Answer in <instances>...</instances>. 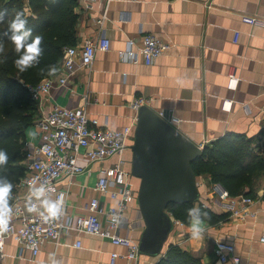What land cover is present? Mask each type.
Returning a JSON list of instances; mask_svg holds the SVG:
<instances>
[{
    "label": "crops",
    "instance_id": "obj_1",
    "mask_svg": "<svg viewBox=\"0 0 264 264\" xmlns=\"http://www.w3.org/2000/svg\"><path fill=\"white\" fill-rule=\"evenodd\" d=\"M85 4L80 0L77 44L102 33L110 38L111 47L98 49L93 64L78 67L67 84L55 85L39 102L40 110L43 114L55 103L84 105L93 126L132 124L125 159L136 200L126 210L119 232L140 241L145 221L137 197L140 177L132 172L131 147L139 119L131 101L137 95L148 97L144 105L178 118L174 124L199 145L236 132L252 137L255 149L264 153V23L243 19L244 15L264 18V0H112L108 7L102 0L92 7ZM146 33L160 35L171 43L170 48L151 63L143 57L123 59L119 49L126 47L129 38L140 43ZM231 71L237 78L230 76ZM26 140L29 147L39 142L35 123L27 129ZM116 160L112 157L104 164ZM80 161L91 171L77 174L69 185L68 211L74 215L87 213L92 197H99L106 206L112 202L108 193L95 188L103 163ZM197 179L198 201L225 211L210 177L197 175ZM23 193L18 183L15 198ZM249 196L253 197L248 204L251 214L241 218L229 211V217L217 223L203 219L200 239L190 238L189 223L177 222L169 211L174 225L162 252L141 251L137 264H156L170 243L191 250L204 264H228L215 253L217 239L234 243V252L246 263L264 264V176ZM23 202L29 207L27 200ZM100 217L104 219L103 214ZM5 249L1 264H52L53 260L59 264H127L125 245L85 231H65L60 242H45L36 255L13 237L6 239ZM113 251L121 254L115 262Z\"/></svg>",
    "mask_w": 264,
    "mask_h": 264
},
{
    "label": "built area",
    "instance_id": "obj_2",
    "mask_svg": "<svg viewBox=\"0 0 264 264\" xmlns=\"http://www.w3.org/2000/svg\"><path fill=\"white\" fill-rule=\"evenodd\" d=\"M95 1L102 0H85L86 7H92ZM103 1L108 7L112 0ZM243 19L251 23L257 21L264 23V18L255 15H244ZM239 34L237 30L236 40ZM170 46L171 43L160 35L146 33L140 43L129 38L126 47L119 49V53L126 60L138 61L143 57L146 62L151 63ZM110 47V38L102 33L97 39L86 38L80 45L67 46L64 49L61 71L56 75L46 76L31 86L34 96L40 103L43 102L55 85L67 84L69 75L78 67L91 66L98 49ZM230 76L237 78L233 71L230 72ZM148 100L149 98L144 95H137L131 101V106L138 112ZM178 120L173 117L170 121L174 123ZM35 125L40 140L31 147L26 141L27 173L19 182L24 193L10 204L12 213L8 226L0 228V264L7 255L5 245L9 237H13L21 247L29 246L36 255L45 242L52 240L58 243L61 241L62 233L70 230L97 233L110 238L114 243L125 245L127 264H137L141 252L139 241L119 232L126 210L136 200L130 180L131 170L127 167L125 159L132 124L123 128L93 126L84 105L71 107L55 103L43 111ZM112 157H117L113 164H104ZM82 158L88 162L103 163L95 188L108 193L112 202L106 206L99 197H92L87 203L88 212L74 215L68 211L69 185L77 174L91 171V168H87V165L80 161ZM33 181L37 184L45 183L49 189L47 194L53 196V199L60 193L64 194L62 210L57 215L53 216L46 212L41 215L40 210L26 207L23 200H27L29 204L36 200L35 197L29 200ZM213 183L214 191L220 196L219 203L225 210L241 218L251 214L248 204L253 200L252 196L243 194L236 198L222 183ZM203 203L206 204L204 201ZM101 214L104 215V219L100 217ZM180 221L177 219V222ZM261 239L264 241V236ZM77 245H81V240L77 241ZM234 250V243L227 240L217 239L215 242V253L221 260L228 264H248ZM120 255L118 251H113L112 262Z\"/></svg>",
    "mask_w": 264,
    "mask_h": 264
},
{
    "label": "trees",
    "instance_id": "obj_3",
    "mask_svg": "<svg viewBox=\"0 0 264 264\" xmlns=\"http://www.w3.org/2000/svg\"><path fill=\"white\" fill-rule=\"evenodd\" d=\"M80 0H0V148L7 150L9 160L0 165V175L13 183L9 203L15 198L17 184L27 173L26 131L41 115L39 99L31 86L44 77L61 71L64 49L79 41ZM26 10L28 27L33 35L42 37V55L38 64L20 71L14 61L19 53L6 35L10 19L18 10ZM54 66L55 71H49ZM196 175H207L220 182L231 195H253L256 181L264 176V153L257 151L252 137L236 132L204 144L203 153L193 160ZM248 188V189H247ZM198 206L209 215L203 219L210 223L226 220L230 212L216 210L203 201L180 200L169 203L167 209L186 223L187 209ZM156 264H204L199 256L177 243H170Z\"/></svg>",
    "mask_w": 264,
    "mask_h": 264
},
{
    "label": "water",
    "instance_id": "obj_4",
    "mask_svg": "<svg viewBox=\"0 0 264 264\" xmlns=\"http://www.w3.org/2000/svg\"><path fill=\"white\" fill-rule=\"evenodd\" d=\"M132 172L140 177L138 202L146 220L140 251L162 252L174 225L167 207L172 201L197 200L199 185L193 160L199 145L172 123L171 117L143 105L138 111Z\"/></svg>",
    "mask_w": 264,
    "mask_h": 264
},
{
    "label": "clouds",
    "instance_id": "obj_5",
    "mask_svg": "<svg viewBox=\"0 0 264 264\" xmlns=\"http://www.w3.org/2000/svg\"><path fill=\"white\" fill-rule=\"evenodd\" d=\"M26 10H18L15 15L10 19L8 24V31L6 35L9 36L10 40L14 43L16 51L19 55L15 58V65L20 71H26L29 67L38 64L40 56L42 55L40 35H33L32 29L28 27V20L26 16ZM3 18L0 13V19ZM4 51V42L0 40V52ZM49 71H55V67L52 66ZM9 160V154L6 149L0 148V165H4ZM13 187L12 181L7 176L0 175V228H6L8 226V220L12 213V208L9 203V194ZM49 189L45 183L37 184L35 181L32 182L30 189L32 197L36 200L29 204L30 209H38L41 215L45 212L50 215H57L62 210L64 194L60 195L56 199H52L47 193ZM42 206V207H40ZM188 221L190 229V238L200 239L203 237L204 228L202 226V220L209 213L198 206H192L187 209ZM47 218V217H45ZM52 264H59L58 261L53 260Z\"/></svg>",
    "mask_w": 264,
    "mask_h": 264
},
{
    "label": "rangeland",
    "instance_id": "obj_6",
    "mask_svg": "<svg viewBox=\"0 0 264 264\" xmlns=\"http://www.w3.org/2000/svg\"><path fill=\"white\" fill-rule=\"evenodd\" d=\"M133 184V183H132ZM134 187V186H133ZM134 192L136 193V190H135V188H134ZM199 199H197V201H198ZM141 209V208H140ZM168 210V209H167ZM142 211V210H141ZM169 211V210H168ZM143 214V213H142ZM143 219H144V221H145V225H146V220H145V217L143 216Z\"/></svg>",
    "mask_w": 264,
    "mask_h": 264
}]
</instances>
